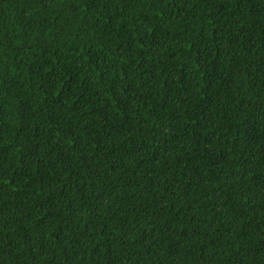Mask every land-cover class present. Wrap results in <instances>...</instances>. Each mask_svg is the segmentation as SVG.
I'll use <instances>...</instances> for the list:
<instances>
[{"label": "trees", "instance_id": "1", "mask_svg": "<svg viewBox=\"0 0 264 264\" xmlns=\"http://www.w3.org/2000/svg\"><path fill=\"white\" fill-rule=\"evenodd\" d=\"M0 264H264V0H0Z\"/></svg>", "mask_w": 264, "mask_h": 264}]
</instances>
